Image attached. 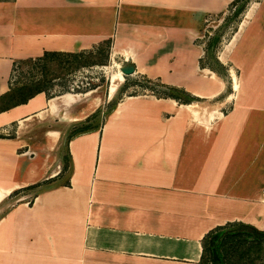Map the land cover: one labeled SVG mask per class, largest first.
<instances>
[{"label": "crops", "instance_id": "crops-1", "mask_svg": "<svg viewBox=\"0 0 264 264\" xmlns=\"http://www.w3.org/2000/svg\"><path fill=\"white\" fill-rule=\"evenodd\" d=\"M233 1L0 0V264H205L210 230L264 229V0L246 2L213 62L198 44ZM103 45L161 88L116 97L122 75L113 91L28 95L12 82L45 51Z\"/></svg>", "mask_w": 264, "mask_h": 264}, {"label": "rangeland", "instance_id": "rangeland-1", "mask_svg": "<svg viewBox=\"0 0 264 264\" xmlns=\"http://www.w3.org/2000/svg\"><path fill=\"white\" fill-rule=\"evenodd\" d=\"M239 4V3H238ZM238 5H230L224 13L213 14L208 16L198 35V44L206 47V61H214L215 48L208 47L209 42L214 36L220 35L221 39L226 38L234 29L238 21V15L234 16V10ZM106 46L103 45L96 53L88 52L85 57L73 61L66 56H50L45 62L42 61H21L14 70L12 82L21 84H32L33 86L46 87L48 93H60L65 91H82L86 89L99 88L107 92L109 89L113 91L115 84L119 82L122 75L125 79L118 83L116 97L127 91L129 93H141L146 89L153 87L161 88L160 84L147 82V79L123 74L110 63L105 55ZM80 60H88L87 64H77ZM117 74V75H116ZM119 76V78L117 77ZM157 85V86H156ZM158 93H172L171 90L162 89ZM109 104L106 105V109ZM63 146V145H62ZM61 147V145H60ZM63 149V147H62ZM64 178L59 181H63ZM249 248L247 253H241V250ZM224 264H264V239L254 242H241L235 244L221 245ZM210 253L205 252L204 263L214 264L210 261Z\"/></svg>", "mask_w": 264, "mask_h": 264}, {"label": "trees", "instance_id": "trees-1", "mask_svg": "<svg viewBox=\"0 0 264 264\" xmlns=\"http://www.w3.org/2000/svg\"><path fill=\"white\" fill-rule=\"evenodd\" d=\"M248 0H234L233 5L237 4L238 6L234 10V16L239 15V13L244 9L246 2ZM239 3V4H238ZM221 40V36L218 34L213 37V39L209 42L208 47L211 49H214L215 46L219 43ZM67 56L71 58L73 61H78V59H81L82 57H85L87 53L83 52H72V53H66ZM55 55V53L47 52L45 51L44 54L40 57V61L45 62L50 56ZM87 64L88 60H80L77 64ZM30 86V87H29ZM32 84H23L19 90L23 94V90H26L25 92H28V95H32L37 90H33ZM18 90V91H19ZM169 95H173L172 93H166ZM23 96V95H22ZM24 99H26L27 96H23ZM21 98V97H20ZM96 116V112L93 113L91 116L87 117L84 121L78 122L74 126H72L67 134V137L65 139H69L72 135L91 129L93 128L91 119ZM66 141V140H65ZM63 145H66V142L63 141ZM69 152L67 151L66 154L63 155V164H62V174L65 172H68L69 169ZM60 176V175H59ZM58 176V178H59ZM57 179V177L48 178L42 181H38L35 183H32L28 186H26V189H35L41 184H47ZM69 183V179L65 180V184ZM16 192V191H15ZM264 239V229L256 228L255 226L243 222H228L224 225H220L212 230H210L203 239V260L205 258V252L206 250L210 253V261L214 264H224L223 261V255L221 250L222 244H235L239 243V240L241 242H254L256 240H262ZM249 248H245L244 250H241V253H247Z\"/></svg>", "mask_w": 264, "mask_h": 264}, {"label": "water", "instance_id": "water-1", "mask_svg": "<svg viewBox=\"0 0 264 264\" xmlns=\"http://www.w3.org/2000/svg\"><path fill=\"white\" fill-rule=\"evenodd\" d=\"M119 70L123 74H131L134 72V65L132 63H124L119 66Z\"/></svg>", "mask_w": 264, "mask_h": 264}]
</instances>
